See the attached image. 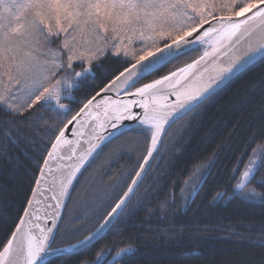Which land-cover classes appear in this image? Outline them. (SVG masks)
Here are the masks:
<instances>
[{"label": "snow or ice", "instance_id": "snow-or-ice-1", "mask_svg": "<svg viewBox=\"0 0 264 264\" xmlns=\"http://www.w3.org/2000/svg\"><path fill=\"white\" fill-rule=\"evenodd\" d=\"M229 93L260 126L189 151ZM3 174L0 264H204L229 205L254 251L208 264H264V0H0Z\"/></svg>", "mask_w": 264, "mask_h": 264}, {"label": "trees", "instance_id": "trees-1", "mask_svg": "<svg viewBox=\"0 0 264 264\" xmlns=\"http://www.w3.org/2000/svg\"><path fill=\"white\" fill-rule=\"evenodd\" d=\"M231 95L232 93H229L219 106L210 109L202 118H197L193 122L192 128L189 129L191 143L185 144L189 151L195 148L197 141H200L201 138L211 137L214 141H218L227 137L229 133L232 136L233 147L239 150L240 146L250 135L251 130L260 126L259 114L261 109L258 106V102H229V96ZM211 147L212 145H209L206 150L211 151ZM127 162L126 158L121 159L113 170L115 171ZM183 163L184 160L181 157L173 169V175L183 167ZM0 183H9V178L6 174L0 175ZM259 216V210L255 209H245L231 205L217 209L212 223L213 227L217 228L218 231L209 234L207 239L195 241L196 244L203 246V251L206 254L204 264H208L209 261L219 262L221 260L231 262L235 257H239L245 252L254 251V249L248 248L245 243H241L236 238L231 237L229 231H243V228H233L232 226L259 218ZM188 242L187 240L184 241L185 244ZM180 250L178 248H172L168 251L162 250L158 255L167 257ZM137 264H144V262L138 261ZM156 264H183V262L165 258L157 261Z\"/></svg>", "mask_w": 264, "mask_h": 264}]
</instances>
